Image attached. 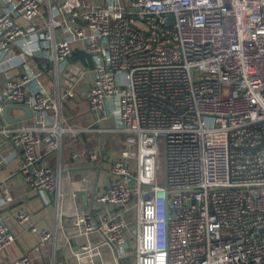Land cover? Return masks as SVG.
Listing matches in <instances>:
<instances>
[{"label":"built area","instance_id":"2783aa9c","mask_svg":"<svg viewBox=\"0 0 264 264\" xmlns=\"http://www.w3.org/2000/svg\"><path fill=\"white\" fill-rule=\"evenodd\" d=\"M77 52L86 64L69 62ZM0 73V137L40 196L58 206L65 194L66 135L102 136L93 151H69L109 162L101 209L70 221L80 236L102 240L78 256L105 245L135 264H264V0H0ZM74 98L93 124L67 122L63 108ZM114 99L119 125H111ZM12 106L32 115L12 127L4 118ZM8 158L0 149V172ZM30 217L16 213L42 251L59 219L38 230ZM15 240L0 215V253ZM14 264L34 260L27 252Z\"/></svg>","mask_w":264,"mask_h":264},{"label":"crops","instance_id":"0c3cea01","mask_svg":"<svg viewBox=\"0 0 264 264\" xmlns=\"http://www.w3.org/2000/svg\"><path fill=\"white\" fill-rule=\"evenodd\" d=\"M75 56L76 54L70 58L69 62L76 63L78 66L82 65L81 62L86 64L88 57L83 60V58ZM4 76L0 73V80ZM89 78L93 80V73L89 75ZM45 81L47 84L49 83L48 80ZM82 87L83 85H77L79 90ZM21 111V107H10L9 113L13 115L11 118L14 121L10 123L6 120V122L10 126L22 125L28 114ZM63 114L68 123L77 127L93 124L95 119L94 114L89 111L87 103L78 98L66 101ZM4 123V119L0 116V128ZM119 123L118 118H115L111 125H119ZM101 140L102 136L98 133L77 137L65 136L60 174V189L65 194L57 206L53 195L40 196L33 190L18 169V155L14 152L15 147L10 141L6 143L0 137V149L9 156L0 172V215L16 235L15 242L0 253V264H14L20 256L27 252L31 253L34 264H51L52 261L55 264H124L125 260L133 259L132 257L122 258L119 263L113 250L105 245L96 249L91 255L78 256L76 254L81 245L89 243L92 246H97L102 241L98 233H91L88 237L80 236L70 225V221L83 211L101 209L102 206L97 201V197L104 192L108 183L109 162L106 160L100 164L87 158L73 160L69 157V151L72 148L93 151L100 147ZM109 148L112 151H117L119 144L111 142ZM48 159L50 165L55 169L58 165L57 155L51 153ZM21 208L29 211L31 217L28 224H35L38 230L54 229L56 220L59 219L56 238L48 242L42 251L35 249L39 242V233L24 229L17 223L16 213Z\"/></svg>","mask_w":264,"mask_h":264},{"label":"rangeland","instance_id":"374dc122","mask_svg":"<svg viewBox=\"0 0 264 264\" xmlns=\"http://www.w3.org/2000/svg\"><path fill=\"white\" fill-rule=\"evenodd\" d=\"M86 81L85 78L82 80V84ZM109 110L112 116L118 118L119 120V106H118V99L112 100L109 104ZM18 124H14L11 126H17ZM19 126V125H18ZM157 172H158V181H164L165 178V150L164 145L161 144L159 147V154L157 157ZM124 264H135V259L125 260Z\"/></svg>","mask_w":264,"mask_h":264},{"label":"water","instance_id":"95a60500","mask_svg":"<svg viewBox=\"0 0 264 264\" xmlns=\"http://www.w3.org/2000/svg\"><path fill=\"white\" fill-rule=\"evenodd\" d=\"M25 110H26V112H27V117H30L31 115H32V111L29 109V108H24ZM8 108H6V109H4V118L8 121V122H10V123H13V121H14V119H12V118H10L9 116H8ZM261 231H264V228H262L261 229ZM119 263H120V260H119Z\"/></svg>","mask_w":264,"mask_h":264},{"label":"trees","instance_id":"16d2710c","mask_svg":"<svg viewBox=\"0 0 264 264\" xmlns=\"http://www.w3.org/2000/svg\"><path fill=\"white\" fill-rule=\"evenodd\" d=\"M75 54H76L75 57L83 58V60H84V58L86 57L85 54H83V53H79V52H77V53H75Z\"/></svg>","mask_w":264,"mask_h":264}]
</instances>
